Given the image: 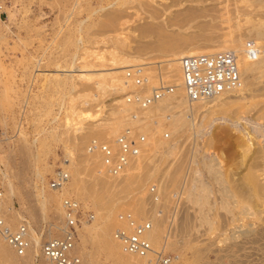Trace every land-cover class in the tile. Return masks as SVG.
I'll use <instances>...</instances> for the list:
<instances>
[{
  "label": "rangeland",
  "instance_id": "1",
  "mask_svg": "<svg viewBox=\"0 0 264 264\" xmlns=\"http://www.w3.org/2000/svg\"><path fill=\"white\" fill-rule=\"evenodd\" d=\"M133 1L134 0H0V187L5 192L1 180V175L4 171L7 172V175L12 179L15 187L21 194L20 196H15L13 199L15 210L9 212L7 209H4V211L7 214L9 224L14 227L22 224V222L19 221L21 220L20 215H24L23 217L31 222L32 228L35 230L36 234L41 237L45 236L42 243L47 240L45 234L51 225H54V223H60L61 227H63L64 214L61 215L58 206L62 205V200L65 198H73L79 202L83 209L84 223H92L94 220L93 217L97 215L99 217V214L104 217H107L108 215L107 207L104 205L97 206L89 197V199L85 198L86 200L82 199L83 196L80 197L81 194L72 190L70 187L69 189L71 192L64 193L63 195L58 192L56 194L57 199L51 201L46 213H41L38 209L39 204L35 195L37 191H34L37 185L41 187V182L35 175V169L39 168V170L43 172L45 182L49 185L50 180L58 171L66 170L64 168V163L65 160L69 158L68 155H66V150L69 147L74 152L71 154L72 156L74 154L75 161H79V165H81V175L77 176L79 185L81 184L90 187L93 184V175L99 173L100 167L98 166L99 163L96 159L92 160L93 157L91 158V156L85 153L87 151L85 147H87V144L89 145L90 139L94 138V136H96L95 138L98 137L99 140L113 139H108L106 136L104 137L107 139L104 137V139H100L101 137L98 136L97 133L101 131L98 130L96 122L101 121L100 119L104 111H107V113L110 111H117L115 107L117 105V103H115L117 95L113 94V92L105 93L102 92L104 90H98L95 87L96 85L93 80L78 78L76 74L72 73V69H74L77 64L83 65L84 67L86 66L87 68H94L96 71L97 69H102L103 71L104 68L108 67V64H111V61L108 59L110 58V60H112L111 57H113V52L115 54L121 52V54H118L121 56L129 51L130 47L127 46V44L122 43L119 45L116 42L114 44L108 42L109 44L105 45V42L101 41H105V38L107 41L110 37L121 31H124V34L121 36L126 35L129 39L134 38L133 32L139 31L135 26L142 25L143 22L140 21H143L144 18L140 17L142 15L141 13L140 15L139 12H135L136 14L134 13L136 10H134L132 6L137 3V0H135V3ZM217 1H211L213 5L218 4L220 6L219 9L215 8L216 11H213V13L219 11L225 12V8L223 9L222 4ZM251 1L253 6H251L250 0L246 2L247 5H243L245 2H242L243 4L237 3V5L234 0L228 2L229 5H227L229 10L231 9L230 12L232 13V11H234L233 13H235H230L231 16L234 15L233 17H235V20H239L242 24L245 20H247V22L244 24H249L251 19L252 21L255 20V14H262L264 8L261 7V11V8L259 7L260 11H256V9H258L256 8L258 7V4L253 2V0ZM231 2L234 4L233 6H231ZM183 3L182 6H174L173 10L176 12H185L191 3L185 2V0ZM254 3H256V6H254ZM129 6L132 7V10H134L133 12ZM248 7L250 12L254 11V8L255 11L250 14L251 16L243 15L244 17L241 18L240 16L243 13L246 14L249 12L247 9ZM237 9L240 10V14L237 13ZM244 11H246V13ZM107 12H109V14H107ZM219 13L215 15H219L218 17L220 19L222 13ZM252 15L254 18H252ZM108 16L110 17L108 18ZM110 18L111 20L109 21ZM127 20L130 23L127 22L126 25L133 24L132 28H134V30L131 29V32H128L129 30L127 28H124L125 30L123 29L125 25L124 22ZM235 20L233 19V21ZM205 22L206 18L200 19L194 24V26ZM121 23H124V25L122 26ZM79 27H82L81 31H79ZM172 31L176 30L171 29L168 33H172ZM189 32H192V30L184 33ZM233 36L237 37L238 34L234 33ZM80 37L83 39L82 43H79ZM147 39L148 38H144L143 40ZM142 51H145L148 55H152L148 57L147 60L159 61L164 59L163 56H165V54L167 55L170 53V47L162 50L154 46L142 48ZM93 52H99L102 53V55H105L103 56V61L107 59L105 61L107 65H105V63L104 65L100 64L103 63V61L99 60V55L96 56ZM170 66L171 65L166 62H156L153 64L154 68L152 70L158 74V76L164 75V78H162L163 81L168 80L167 82H164V84L171 86V82L169 81L170 78L168 77L165 79V74L167 73H164L170 69ZM148 70L151 69H147V71ZM66 73L69 75L67 76V83L65 84L61 80ZM172 74H174L173 77H176L174 71ZM254 76L251 88L245 94L246 98L242 100L240 96H232L230 99L233 100L234 103H231V105L228 106V109L224 111V114L223 112L220 113V111L218 114L217 111L206 119L207 117L203 118V116H201L202 113H200L201 111H199L195 117V122L198 124L196 130L192 127H185L183 132L177 133V135H173L166 130L162 131L161 135L164 134V138H167L166 140L170 142L174 141L178 148L176 149V154L173 155V158L170 157L164 162L156 160L155 164H152L154 163L152 162L151 165H158L161 169H167L170 165L174 166L175 163L180 162L185 165L181 179L183 182L187 179L189 174L191 176L194 173L196 175L205 176L204 169L199 161L203 154L202 150L204 151L205 149L206 153L218 155L222 159L223 171L226 174L234 172L239 160L238 152L242 148V146H240L241 139L238 137L239 133L237 131H232L231 133V130L224 127V124L221 125L222 122L224 123L223 120H215L210 126L208 120L213 119L215 116L223 117L225 119L237 118V116L234 115L237 114L236 112L238 111L241 101L243 104H249L254 101L256 106L254 109H251L250 112L246 114L244 113L239 121H243V124L246 119H255L254 117L258 113V110L264 108V67L257 68ZM157 79V83L154 85L151 84L152 87L159 85L160 78L158 77ZM129 89L133 90L134 88L130 87ZM150 105L153 107L155 106L153 103ZM101 106L103 107V110L101 112L97 111ZM136 107L137 106L134 105L131 106L124 115H132ZM86 109L92 113L97 111L99 114L95 117L96 120L94 119V121L90 118V120L84 119V129L81 132H78L79 130L75 131L76 129H74V126L80 125V122H76L80 121V117L76 115H79L80 111H85ZM86 123L90 124L88 125ZM128 126L129 125L125 126L124 129ZM152 127L151 130L155 132L156 128L154 130ZM200 127H202V129ZM141 130L145 131L143 128ZM143 131H141V133ZM216 132H221L222 136H220L221 138H224H222L220 142L213 141L210 143V139L214 136L213 133L216 135ZM227 133H229L228 136ZM58 135L59 139H56ZM144 135H146V133H144ZM150 135L148 134L150 139L153 141L156 140L157 137L155 136V133L153 137ZM175 136L176 139L173 140ZM149 141L147 140V142ZM150 143L152 144L153 142ZM196 148L198 149V155L193 159L190 156L192 155L191 151H194ZM38 152L39 156L36 157ZM85 154L91 158L88 164L84 161L86 157ZM147 159V157L144 159L145 163L142 162V171L135 170L136 172L130 175L128 174L129 176L124 174V176H118L115 178L107 176L105 178L107 183L112 187H115L118 191L113 198L114 208H116L114 210H116L117 213L114 214L113 211L112 217L113 215H116V217L119 216V219H117L116 222H113L114 224L112 225L113 230H111V233L113 235L117 227L127 226L128 224L121 219V215H130L131 213L127 211L128 208L124 206L127 205V202L129 204L131 200L143 197V199L145 198L147 201L145 206L148 208L155 203V200L157 199L159 193L157 180H161V176L157 180L155 177L153 179L149 178L148 180L147 177L145 178V172L148 167L151 166ZM46 164L49 166V170L47 171L43 168ZM243 166H245V164L242 165V167ZM240 170L245 171L246 169L241 168ZM157 176H159V173ZM69 177H71V175H69ZM260 178H262V176ZM138 181L141 183L139 184ZM126 182L131 183V190H124L125 188L122 187ZM183 182H181L180 185L183 186ZM261 182L264 184V178L261 179ZM182 186H180V189ZM180 189L179 191L176 189L171 191L170 195L173 197L169 198L170 200L168 203H165L164 199L161 197V208H163V210H159L158 213L161 217L165 218V223H163L164 226L161 227L164 228V233L166 235L169 234V238L167 239L176 244L179 243L181 246L184 245L191 247L200 245L204 246L206 243L210 245L213 243V245H210L211 249H213L205 256H196L193 255L191 251L187 250L185 253L188 255H185L183 258H175L177 257V252L175 253V251L164 249L163 247H160L158 250L156 249L157 251H162L164 249L163 253L170 257V264H264V253L260 250L250 249V252L248 253L222 250L230 244L229 241H218L219 237H223L220 233L224 231V228L222 229L221 225L224 227L227 219L225 211H218L217 215L219 216L215 213L213 214L214 217L217 216L219 223L218 225L217 219H215V225L216 223L217 225H214V229L212 228V230H210L208 221L205 222L202 227L197 225L198 229L191 230L190 233L186 235L179 234L178 231L180 230H178V222L181 220V216L184 215L185 212H188L189 214L192 212L191 214L193 215L194 208L192 206L197 207L198 205L197 203H191L190 205L192 206H189L188 208L186 200L183 198L185 196L183 195L182 199L180 197L181 194H183L180 193ZM175 192L177 194L179 192L180 194L177 195ZM213 193L214 195H210V198L217 200V193L214 191L211 194ZM104 195L105 194L102 196ZM183 199L184 202H182ZM123 207H125V210ZM118 208L122 211L120 209L118 210ZM261 215L264 217V212ZM222 218L225 222L224 220H221ZM102 220L104 223L103 229H106V226L112 223L108 219L105 220V218ZM142 220L143 219L136 218V221L140 222ZM144 220L146 221V218ZM220 222L223 223L221 224ZM87 224L80 225L78 228V254L81 259V234L87 236V248H91L90 244L94 241V239H90L91 236L96 235V233H90L86 230L85 227ZM51 231L53 236L62 233L58 229L55 230L54 226ZM226 243L229 244L227 245ZM164 244L165 241H162L161 245L163 246ZM219 248L223 252H220ZM94 251L96 252L94 253V256L98 259V264H111L105 254H102L101 251ZM97 252L100 253L98 254ZM24 256L25 255L17 257L16 261L20 264L38 263L35 257V262L33 261L31 263L29 260L30 258H25Z\"/></svg>",
  "mask_w": 264,
  "mask_h": 264
},
{
  "label": "bare ground",
  "instance_id": "2",
  "mask_svg": "<svg viewBox=\"0 0 264 264\" xmlns=\"http://www.w3.org/2000/svg\"><path fill=\"white\" fill-rule=\"evenodd\" d=\"M183 1L184 0H137V3L132 6L136 11L132 10L131 6H129V8L131 7V11H134V13L139 12V15L141 13L142 15L140 17L144 19L143 21H140L143 22L142 25L135 26V28H138L139 31L133 32L134 38L129 39V37L126 35L121 36L122 34H124V31H121L122 33L119 32L116 33V35L110 37V39L107 38V41L106 38L105 41H101L105 42V45H108V42H112V44L116 42L119 45L122 43L127 44V46L130 47L129 51L126 54L124 53L125 55L123 54L121 56L118 55L121 54V52H118L116 54L113 52V57H111L112 60H110V58L108 59L109 61H111V64H108V67L104 68L103 71L102 69H97L96 71V69L94 68H87L86 66L84 67L83 65L77 64L74 69L71 68L72 73L76 74L78 78L93 80L96 85L95 87L98 90H104L102 92L105 93L113 92V94L117 95L115 101V103H117V105L115 106L117 111H110L108 113L107 111H104L102 117L100 116L101 121L96 122V125H98V130L101 131L97 133L98 136L101 137L100 139H104L106 137L108 139L113 138L110 140L102 141H111L112 143H114L115 138L127 128H131L133 132H138L143 128L145 131H141L146 133V141L143 144L140 153L135 157H132L124 172L117 176H111L105 172L101 154L99 152L89 151V149H87V144V147H85L87 151L85 153L91 156V158L93 157L92 160L96 159V161L99 163L98 166L100 167L99 173L102 174L101 175L98 173L93 175L94 182L90 187H86L81 184L79 185L77 176L81 175V165H79V161H75L76 159L74 157V154L73 156L71 154L73 151L69 147L66 150V155H68L69 158H67L64 163V168L66 169L64 171L68 174V180L62 188L56 189L51 187L50 184L47 185L43 172L40 171L39 168L35 169V175L41 182V187L37 185L36 189L34 190L37 191L35 195L39 204L38 209L41 213H46L51 201H55V199H57L56 194L58 192H60L59 194L61 195L71 192L69 187L77 193L81 194L80 197L83 196L82 199L86 200L85 198H91L97 206L104 205L105 207H107V217L99 214V217L98 215L93 217L94 220L92 223L87 224L83 222L81 224H87L85 227L86 230H88L90 233H96L95 236L92 235L90 238L91 240L94 239V241H92V243L90 244L91 248H87L86 246L88 242L87 236L81 234V256L83 259V264H98V259L94 256V253H96L94 250L101 251L102 254H105L111 264H153L150 255L141 256L138 254L126 252L122 244L111 233V230H113V222H116V220L119 219V216L116 217V215H113V217L115 218L112 217L113 211L114 214L117 213V211L114 210L116 208H114L115 206L113 204V198L118 191L115 189V187H112L109 183H107L105 179L106 176L115 178L118 176H124V174H133L134 172H136L135 170H141L143 168L142 162H144V159H146V157L148 158L147 160H149L150 165L152 162H154L152 164H155L156 160L164 162L170 157L173 158V155L176 154V149L178 148V146L174 141L170 142L166 140L167 138L165 139L164 134L161 135V132L166 130L173 135H177V133H182L185 127H192L196 130L198 124L195 122V117L197 116L199 111H201L200 113H202L201 116H203V118L207 117L206 119H208L211 114H214L217 111L218 114L219 111L220 113L223 112L224 114V111L228 109V106H230L231 103H234L233 100L230 99L232 96H240L242 100L246 98L245 94L251 88V84L253 83L252 79H254L255 77L254 73L256 69L259 67H264V10L262 11L261 8H264V0H253V2H256L258 4V7H256L258 9H256V11H260V7L263 13L255 14L256 19L253 21L251 19V22L249 24H244L245 22H247V20H245V22H243L242 24V22L240 23L239 20H235V17H233L234 15L231 16V14L234 12L232 11L231 13V9L229 10L228 8V2H230L231 0H185V2L191 3L188 9H186L185 12L174 11L173 7L182 6L184 4ZM211 1L219 2L222 4L223 9L225 8V12L219 11L220 13H222L220 19L218 17L219 15H215L219 12L213 13V11H216L215 8L219 9L220 6L216 4V7V5H213ZM234 1L236 4L245 2L244 4H242L247 5L246 2L248 0ZM133 2L135 3V0ZM250 2L249 3L251 4V6H253L251 0ZM256 3H254V6H256ZM233 5L234 4H232L231 2V6ZM247 9L249 10V12L246 13V11H244L246 14H242L241 12V18L244 17L243 15L251 16L250 14L255 11V8L254 11L251 12L249 7ZM239 11L240 10L237 9L238 14H240ZM107 14H109V12H107ZM109 17L110 16H108V18ZM111 18L109 19V21L111 20ZM203 18H206L205 23L197 24L194 26L196 22ZM252 18H254V16ZM233 19L235 21H233ZM127 22L128 20L124 22L125 25ZM124 23H121V25L123 26ZM125 25L123 29L127 28L129 30L128 32H131V29L134 30V28H132L133 24H127L126 26ZM171 29H175L176 31L168 33V31ZM81 30L82 27H79V31ZM189 30H192V32L184 33ZM234 33H237L238 36H233ZM144 38H148L149 40H143ZM250 40L254 41L259 47V56L256 59L249 58L246 53V42ZM82 42L83 39H81L80 37L79 43ZM154 46L162 50L170 47V53L167 55L165 54V56H163V60L149 61L147 60V58L152 55H148L145 51H142V48ZM225 51H233L237 55L239 70L241 74V85L209 99L190 101L187 98L183 84L182 69L180 64L181 58L193 54H214ZM93 53H95L96 56L99 55V60L103 61V56L105 55H102V53L99 52ZM105 61L100 64L104 65L105 63V65H107ZM156 62H166L171 65L170 69L164 73H167L165 74V79L168 77L170 78L169 81L171 82V87H173V89L163 98L153 103L155 104L154 107L149 105L147 107L141 108L135 102L130 101L129 96L134 92L143 94L150 93L152 88L155 87H152L151 84L154 85L155 83H157L158 77L160 78L159 84L168 81H163L162 78H164V75L158 76V74H156L152 70L154 68L153 64ZM137 65L143 67L145 76L148 79L147 83H144L143 86H138L134 80L127 77V72ZM147 69L151 70L147 71ZM173 71L175 72L176 77H173ZM68 75V73L64 74V77L61 80L65 84L67 83ZM130 87L134 89L130 90ZM241 102L238 107V111L236 112L237 114L234 115L237 116V118L225 119L223 117L215 116L213 117V119L208 120L209 126L215 120H223L224 123L222 122L221 125L224 124V127H227L229 130H231V133L232 131H237L239 133L238 137L241 139L240 146H242V148L238 152L239 160L234 172H229V174H226L223 171L222 159L218 155L206 153L204 149L205 152L202 150L203 154L201 155V159L199 161L204 169L205 176L196 175L195 173L192 176L189 174L187 179H185V181L183 182L181 179L185 165L181 164L180 162L175 163L174 166L170 165L167 169H161L158 165H151L152 167H148L147 171L145 172V178L147 177L148 180L149 178L153 179L155 177L157 180L161 176V180H157L159 193L157 192L158 196L155 200V203L146 208V199H143V197H139L131 200L129 204L127 202V205H124L126 206V208H128L127 211L131 212L130 215L135 221L136 218L143 220L146 218V221L151 222V228L147 231L146 237L150 241L154 250H158L160 247H163L164 249L175 251V253L177 252V257L175 258H183L185 255H188L185 253L187 252V250L191 251L193 255L205 256L209 251L211 252L213 249H211L210 246L211 244L213 245V243H209L210 245L206 243V245L204 244V246H181L179 245V243L176 244L175 242L167 239L169 238V234L166 235L164 233L165 230L162 227L164 226L163 223H165V218L161 217V215H159L158 213L159 210H163V208H161V197L164 199L165 203H168L170 200L169 198L173 197L170 195L171 191L173 189L179 191L180 186H182L180 184L181 182H183V186L180 189V193H183L180 196L181 199L184 195L185 197L183 198H185L188 208L189 206H192L190 205L191 203H197L198 205L197 207L192 206L194 208L193 215L191 214L192 212L190 213L191 215L188 212H185L184 215L181 216V220L179 218V234L186 235L190 233L191 230L198 229L197 225L202 227L204 226L205 222L208 221L210 230H212V228L214 229L218 223V211H225L227 214L226 222L223 218L221 219L225 222L224 227L223 225H221L222 229L224 228V231L220 233L223 235V237H219L218 241H229L230 244L228 243L229 246H227L226 248L224 247V249L222 250L248 253L250 252V249H252L260 250L264 253V217H262L261 215L264 212V184L261 182V179L264 178V108L258 110V113L254 117L255 119L251 118L253 120H247L246 117L245 119L247 120V122L245 120V123L242 124L243 121L240 122V118H242V115L244 113L246 114L250 112L251 109H254L256 103L254 101L250 102L249 104H243ZM133 105L137 107L135 108V111L132 113V115H124V113L127 112ZM102 108V106L99 107L97 111L101 112L103 110ZM85 111L82 110L79 112V115H76L80 117V121H76L80 122V125L74 126V129H76L75 131L79 130L78 132H81L84 129V119L90 118L94 121L95 117H97V115L99 114L97 113V111L94 112L95 114L91 111H87V109ZM86 124L89 125L90 123ZM127 125L129 126L124 129V127ZM150 126H154L152 128H154V130L156 128V131L154 132L153 130H151ZM200 128L202 129V127ZM149 130L155 133V136L157 137L156 140L153 141L152 139H150L148 134L150 135L151 132ZM141 131H139V133H141ZM153 132L150 135L152 137L154 135ZM218 133L216 132V135L215 133H213L214 136L210 139V143H212L213 141L220 142V140L224 138H221V132ZM229 133H227V136L229 135ZM95 137L96 136L90 139V141L93 139L99 140L98 137ZM56 139H59V135L56 137ZM174 139H176V136L173 138V140ZM147 140L150 141L147 142ZM150 142L153 143L151 144ZM191 153V158H196L198 155V149L196 148L194 151H191ZM87 154H85L86 160L84 159V161L88 164L91 158H89ZM38 156L39 152L37 153L36 157ZM244 164L245 166L242 167V165ZM43 168L45 169V171L49 170V166L47 164L44 165ZM241 168H245L246 170H240ZM158 173L159 176H157ZM69 175H71V177H69ZM261 176L262 178H260ZM1 180L5 189V192L3 190L4 197L2 203V212L5 219L8 221V217L4 209H7L9 212H13L15 210L13 206V199L15 196H20L21 194L15 187L12 179L9 177V175H7V172H2ZM140 183L141 182H139V184ZM122 187L125 188L124 190L132 189L131 183L127 182ZM214 191L218 195L217 200L210 198V195H214V193L211 194ZM180 193L178 192V194ZM103 194L105 195L102 196ZM212 199L214 200V202ZM63 201L64 200H62V204ZM182 202H184V199ZM61 206H58V210L60 211L61 215L64 214L65 216L66 214L63 210V206ZM120 208H118V210ZM124 208L125 207H123V209ZM214 213L217 215H215L216 217L213 216ZM23 216L24 215H20L21 220L19 221L27 226L29 240L27 253L24 257L30 258L29 260L31 263L36 258V261L38 262L37 264H43V258L41 257L40 248L45 236L41 237L40 235H37L35 230L32 228L31 222L25 219ZM103 218H105V220L108 219L112 222L110 225L108 224L106 226V229H103ZM215 219H217L216 225ZM53 226L55 227V230L58 229L61 232L63 231V227H61L60 223H54V225H51V227L47 229V233L45 234L47 239L55 237L53 236V234H51V229H53ZM56 235L58 236V234ZM162 241H165V244L163 246L161 245ZM163 250L162 252H164ZM222 250L220 249V252ZM78 251L79 248L77 240L75 252L78 253ZM19 256L20 255L17 254L15 249L5 240L3 236L0 235V264H20L18 261H16L17 257Z\"/></svg>",
  "mask_w": 264,
  "mask_h": 264
},
{
  "label": "built area",
  "instance_id": "3",
  "mask_svg": "<svg viewBox=\"0 0 264 264\" xmlns=\"http://www.w3.org/2000/svg\"><path fill=\"white\" fill-rule=\"evenodd\" d=\"M245 47L249 58L256 59L259 56V47L254 41H247ZM180 64L184 88L190 101L209 99L241 85L237 55L233 51L187 55L181 58ZM127 77L134 80L138 86H143L148 80L143 67L138 65L127 72ZM172 89L173 87L162 82L148 94L134 92L129 96V100L144 108L163 98ZM145 141L146 136L143 133L133 132L131 128H127L115 138L114 143L93 139L88 149L101 154L108 175L117 176L124 172L131 158L140 153ZM67 180V172L60 170L50 180V185L59 189ZM3 197V189L0 187V235L18 255L23 256L29 246L28 228L24 224L17 227L9 224L2 212ZM62 206L66 214L63 231L62 234L41 244L43 264H83L81 257L75 252L78 228L84 222L83 209L72 198H65ZM121 219L128 225L117 227L114 237L126 252L141 256L150 255L153 264L169 263L170 257L162 251L154 250L146 237L147 231L151 228L149 222L135 221L129 214L121 215Z\"/></svg>",
  "mask_w": 264,
  "mask_h": 264
}]
</instances>
